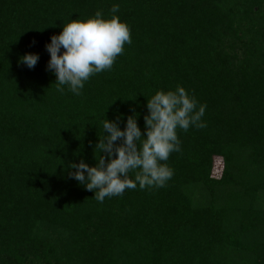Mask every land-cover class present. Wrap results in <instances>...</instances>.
I'll return each instance as SVG.
<instances>
[{"label": "trees", "instance_id": "16d2710c", "mask_svg": "<svg viewBox=\"0 0 264 264\" xmlns=\"http://www.w3.org/2000/svg\"><path fill=\"white\" fill-rule=\"evenodd\" d=\"M113 4L132 43L60 94L45 45ZM178 85L207 126L177 130L165 187L100 203L69 176L105 155V119L138 113L143 133L147 99ZM0 264H264V0H0Z\"/></svg>", "mask_w": 264, "mask_h": 264}, {"label": "clouds", "instance_id": "9594fccd", "mask_svg": "<svg viewBox=\"0 0 264 264\" xmlns=\"http://www.w3.org/2000/svg\"><path fill=\"white\" fill-rule=\"evenodd\" d=\"M119 9V4H113L110 18L98 10L86 20H71L45 45L50 54L47 68L55 75L60 94L65 93L66 86L67 91L80 95L90 77L110 70L124 45L132 43L130 26L115 15ZM38 60L35 53L21 57L28 68H33ZM146 107L143 133L137 123L138 113L127 117L123 130L119 127L120 117L105 119L104 138L96 145L105 155H100L95 166L83 160L69 166L75 169L69 176L93 191L100 203L106 197L122 196L137 185L141 190L165 187L174 175L165 162L171 153L182 151L177 130L187 132L190 127L207 126L202 120L207 105L179 85L175 90L156 91L147 99ZM118 140L120 143H114ZM129 173H134V178Z\"/></svg>", "mask_w": 264, "mask_h": 264}, {"label": "rangeland", "instance_id": "374dc122", "mask_svg": "<svg viewBox=\"0 0 264 264\" xmlns=\"http://www.w3.org/2000/svg\"><path fill=\"white\" fill-rule=\"evenodd\" d=\"M222 172V165L219 158L214 159V165H213V175L220 176Z\"/></svg>", "mask_w": 264, "mask_h": 264}]
</instances>
